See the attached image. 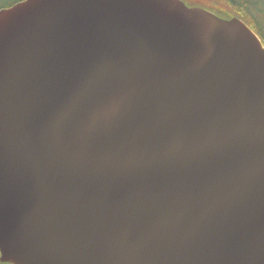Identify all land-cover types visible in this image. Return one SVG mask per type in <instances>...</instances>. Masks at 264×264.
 <instances>
[{"label": "water", "instance_id": "obj_1", "mask_svg": "<svg viewBox=\"0 0 264 264\" xmlns=\"http://www.w3.org/2000/svg\"><path fill=\"white\" fill-rule=\"evenodd\" d=\"M0 264H264V44L206 0L0 10Z\"/></svg>", "mask_w": 264, "mask_h": 264}, {"label": "trees", "instance_id": "obj_2", "mask_svg": "<svg viewBox=\"0 0 264 264\" xmlns=\"http://www.w3.org/2000/svg\"><path fill=\"white\" fill-rule=\"evenodd\" d=\"M215 2L222 3V5L228 7L236 16L245 19L264 38V35L260 32V30L255 27L258 23L250 21L245 16L246 11L258 10L256 0H218ZM242 8L244 10H242Z\"/></svg>", "mask_w": 264, "mask_h": 264}, {"label": "rangeland", "instance_id": "obj_3", "mask_svg": "<svg viewBox=\"0 0 264 264\" xmlns=\"http://www.w3.org/2000/svg\"><path fill=\"white\" fill-rule=\"evenodd\" d=\"M7 0H0V7L4 6ZM260 1V2H259ZM256 4L258 10L246 11L245 16L252 22H256V28L264 35V23L259 19H264V0H259Z\"/></svg>", "mask_w": 264, "mask_h": 264}, {"label": "flooded vegetation", "instance_id": "obj_4", "mask_svg": "<svg viewBox=\"0 0 264 264\" xmlns=\"http://www.w3.org/2000/svg\"><path fill=\"white\" fill-rule=\"evenodd\" d=\"M19 1H22V0H7L6 2V4L4 5V6H2V7H9V6H12L13 4H15V3H17V2H19ZM213 1H218V0H213ZM259 0H256V3L258 2ZM260 2V1H259ZM2 7H0V8H2ZM242 10H244L243 8H242ZM259 20H261V21H263L264 22V19H259Z\"/></svg>", "mask_w": 264, "mask_h": 264}]
</instances>
